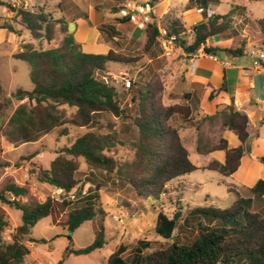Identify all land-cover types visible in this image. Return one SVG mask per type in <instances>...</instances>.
<instances>
[{"label": "trees", "instance_id": "obj_1", "mask_svg": "<svg viewBox=\"0 0 264 264\" xmlns=\"http://www.w3.org/2000/svg\"><path fill=\"white\" fill-rule=\"evenodd\" d=\"M216 1L199 0L204 6ZM0 3H4L15 12L14 20L23 29L28 30L34 40L22 43L21 49L12 55L29 65V77L33 88L29 91L18 88L12 95L20 101L26 97L28 101L19 103L7 121L9 129L6 136L10 143L35 142L66 123L90 128L104 113H110L115 117L122 115L123 110L117 100L115 84L106 83L103 76L108 71V62L129 64L135 61L134 58L114 50L107 53L84 52L80 44L74 40L72 33L67 31V21L63 17L54 18L43 8L29 10L21 6L15 8L2 1ZM58 8L62 10L61 3H58ZM234 12L235 9L226 14H213L196 23L189 43L181 36L184 28L178 20H170L166 32L174 37L175 44L185 53H194L206 39L229 28ZM255 22L260 32L264 34V15ZM2 27L17 34L21 31L12 29L6 23ZM56 27L64 32L61 42L54 47H41L43 40L50 42L54 38ZM99 29L107 32L110 37L116 35L112 25H100ZM144 33L143 50L149 52L160 43L159 33L153 23L145 26ZM243 47L242 41L236 48L223 51L242 55ZM204 51L214 53L217 49L205 47ZM133 86L132 83L128 89L133 91L132 100L137 104V114L132 118L136 135L132 143L134 157L131 161L119 163L108 154L119 142L115 131L106 133L87 131L70 145L57 150L49 168L38 170L39 181L63 192L60 198L48 196L43 202L25 203L18 197L27 194L26 187L8 183L0 190V202L21 212V223L10 235L11 242L4 243L1 232L8 225V221L0 205V264H22L24 257L29 253L23 241L30 228L55 210H60L64 215L63 225L68 231L66 237L70 245L56 264H63L64 257L69 254H88L104 246L106 241L103 228L95 231L93 241L87 246L81 248L72 246V232L82 222L91 220L98 214L102 217L105 214L94 193L98 192L103 183L86 177L90 183L87 193H82L78 189L80 182L84 180L80 177L79 157H82L93 170L117 175L123 182L129 184L136 196L148 199L156 213V233L164 238L171 237L181 212L176 210L172 217L163 212L165 185L200 168L191 162L178 128L170 122L174 115L185 119L190 109L176 104L165 106L157 95L156 86L152 83L144 82L140 86ZM61 106L74 108V111L66 116ZM216 116L220 117L223 126L238 136L240 145L230 148L224 139H220L209 150H225L224 162L211 161L204 168L228 176L238 167L245 148H250L246 146L249 137L248 117L233 104L227 105L210 118ZM66 133V127L59 131V134ZM259 160L264 162V155L259 157ZM73 189L74 195L70 198L67 194ZM250 190L254 196L262 198L264 179H259ZM8 194L13 199L8 198L6 196ZM189 217L195 221L191 224L195 230L190 237L191 242L174 241L152 248L144 254L140 252L144 264H264V214L251 210L249 198L236 195L232 204L227 207H197L189 212ZM188 220L184 218L182 224L187 225ZM147 247L148 244L144 246ZM126 253V247L119 245L107 257L106 264H130L125 260Z\"/></svg>", "mask_w": 264, "mask_h": 264}, {"label": "rangeland", "instance_id": "obj_2", "mask_svg": "<svg viewBox=\"0 0 264 264\" xmlns=\"http://www.w3.org/2000/svg\"><path fill=\"white\" fill-rule=\"evenodd\" d=\"M8 3L10 0H0ZM40 1V0H39ZM42 8L50 13L54 18H59L57 3L59 0H41ZM61 1V0H60ZM76 1V0H73ZM71 0H62L61 8L65 10V15H73L79 8L74 7ZM87 2V0H84ZM224 1V0H223ZM239 4L246 5L250 11L251 18L262 16L264 1L258 0H237ZM24 2H19L18 6L24 8ZM35 0H28L27 8L37 9ZM9 9L4 3H0V21L4 18ZM69 15V16H70ZM240 11L231 17L230 26L224 30L222 35H234V39H249L257 43L256 35L264 37L263 33L255 32L251 23L245 26L246 20L238 22ZM13 16L12 19H14ZM164 22V23H163ZM162 25L166 27L167 21L163 20ZM14 22L9 19L7 25L11 27ZM246 28L245 38L241 37L242 29ZM64 32L56 27L54 38L50 42L43 40L41 47L48 48L57 46ZM239 35V36H238ZM20 36L30 39L29 31L23 29ZM181 36L189 43L192 40L187 35ZM238 36V37H236ZM160 41V40H159ZM258 44V43H257ZM9 44L0 45V106L2 118L0 119V190L8 183L26 187L27 194L18 197L23 202L39 201L43 202L48 196L60 198L63 192L45 182L39 181L37 173L40 168H49L50 161L56 156L57 150L63 146L70 145L78 136L87 131L106 133L115 131L118 135V143L108 152L119 163L129 162L134 157L133 141L136 129L132 124V118L137 114V104L132 100L133 91L124 88L122 79L118 76L114 82L117 89V100L123 113L120 117H115L110 113L102 114L93 127H76L68 123L59 126L51 132L41 136L38 141L26 142L22 144L10 143L6 136L9 129L7 121L19 103H27L24 97L21 101L12 95L18 88L30 90L32 82L29 77V65L20 59L8 56ZM173 48L170 56H165L161 45L154 46L153 53L157 56L152 63L145 65L146 57L142 51L138 50L129 56L135 59L134 63L108 62V71L116 75L121 72L126 73L125 77L131 79L133 87L140 86L144 82L152 83L157 88V95L165 105H182L190 109L189 115L182 119L179 115H174L170 121L178 128L181 140L188 147L189 158L192 163L200 165V155L191 148L192 142H197V147H211L220 140L223 124L219 116L210 118L194 104H188L182 97L183 89L180 86L179 68L175 64L176 60L182 57ZM249 48V47H248ZM247 48V50H249ZM264 49V47H262ZM243 61L248 62L250 57L247 53L240 56ZM107 71V72H108ZM69 116L74 108L61 106ZM62 127H66V134H59ZM42 154L36 156V152ZM33 155V156H31ZM80 177L84 180L80 182L78 189L82 193H87L90 183L86 177L99 181L102 184L100 189L95 191V196L104 210V216L98 214L91 220L82 222L72 232V246L81 248L90 244L95 235V231L103 228L105 244L102 248L88 254H69L64 257L63 264H106L107 257L119 246L123 245L127 249L125 260L130 264H144L142 254L151 251L152 248L170 244L174 241L179 243L191 242L190 237L194 234L193 225L195 221L189 217L188 213L201 206L225 207L228 203L226 178L220 176L223 181L217 179L218 173L212 170L198 168L190 173L182 175L169 181L165 185L166 192L163 195V212L172 217L176 210L181 212V217L170 238H164L155 231L156 213L152 210L148 199L136 196L132 188L123 182L115 174H107L93 170L86 164L82 157L78 158ZM70 198L74 195V189L67 194ZM13 199L10 194L6 195ZM210 198V199H209ZM8 225L1 232L4 243L11 242V234L21 223V212L1 203ZM199 214L198 212H195ZM191 219L186 224H182L183 218ZM64 215L60 210H55L51 214L38 220L29 230L26 239L23 241L28 247L29 253L24 257L22 264H56L63 256L65 249L70 246L67 240V229L63 225ZM189 222V223H188ZM193 229V230H192ZM189 238V239H188ZM148 244L147 248L144 246ZM243 264V263H239Z\"/></svg>", "mask_w": 264, "mask_h": 264}, {"label": "crops", "instance_id": "obj_3", "mask_svg": "<svg viewBox=\"0 0 264 264\" xmlns=\"http://www.w3.org/2000/svg\"><path fill=\"white\" fill-rule=\"evenodd\" d=\"M35 1L38 4L37 9L42 8L43 1ZM61 1L59 0L58 3ZM124 1L87 0L85 2L84 0H76L73 3L75 8H79L77 13L65 15V10L58 8L57 16L63 17L67 21V31L69 24H73L71 33L84 52L107 53L109 50H114L123 55L131 56L135 51L141 50L143 56L146 57L145 65H148L157 58L153 53L154 47L151 51L144 52V28L128 21L127 18H123L119 14L118 8ZM19 2H24V8L28 9V0H10L8 3L17 8ZM152 2L153 15L156 21L162 24L163 20L167 22L173 19L178 20L184 28L182 35L188 34V38L192 37L193 26L196 23L213 14H226L233 9L236 13L240 11L241 16L238 22L247 19L245 26L251 23L258 34L260 30L255 20L264 15L263 8L262 16L251 18L246 5L239 4L237 0H217L207 6H204L199 0H153ZM238 6L240 8H237ZM13 16H15V12L7 9L4 18L0 21V45L9 44L8 56L10 57H13L12 55L21 49L22 43L34 42L31 36L30 39H25L20 34L2 27L11 19L14 22L12 29L21 30V33L23 28L12 19ZM104 24L112 25L116 30V35L110 37L107 32L100 30L99 26ZM240 35L244 38L247 36L246 28L242 29ZM256 38L258 44L249 39L246 41L245 39L236 40L234 35L216 34L206 39L205 43L194 53H185L177 46L175 49L178 55L182 54V57L177 59L175 64L180 69V77L177 80L183 89L181 94L183 99L190 105H196L204 116L211 117L229 104H233L237 110L247 115V130L249 136H253L250 148H245L240 157L239 165L233 173L224 176L217 171L215 172L219 174L218 180L223 181L220 176L226 178L224 182L229 196L228 203L233 201L236 195L249 198L251 210L264 214V194L262 198H259L254 196L250 190L259 179H264V162L259 160V157L264 155V67H254L250 56L251 50L263 49L264 37L256 35ZM242 41L244 42L243 54L247 53L250 57L248 62L243 61L239 54L223 51V49L236 48ZM205 47L217 49L216 52H211L217 57V60L202 53ZM224 62H228V64L226 65ZM220 139H224L230 148L240 145L238 136L225 126L221 130ZM183 144L188 151V146ZM191 148L200 155L201 162L198 166L200 168L206 169L204 167L211 161L223 163L225 160V150H209L210 147H197L196 139L192 142ZM34 152H36V156L42 154L37 150Z\"/></svg>", "mask_w": 264, "mask_h": 264}, {"label": "built area", "instance_id": "obj_4", "mask_svg": "<svg viewBox=\"0 0 264 264\" xmlns=\"http://www.w3.org/2000/svg\"><path fill=\"white\" fill-rule=\"evenodd\" d=\"M198 10L200 11L201 9ZM118 12L121 17L127 18L128 21L136 23L142 28H145V26L149 23L155 24L159 33V40L163 49V53L165 56H170L173 48L175 47L174 37L172 35H168L166 32V27L156 21L154 18L151 0H125L119 6ZM202 53L212 57L214 60H217V57L211 52L202 51ZM250 56L252 57V64L254 67H264V49H253L250 51ZM224 64L227 65L228 62H224ZM125 75L126 73L124 72H121L119 75H116L112 72H106L103 76V80L106 83H114L119 76L122 79L123 87L128 89L131 86L132 81L130 78L125 77Z\"/></svg>", "mask_w": 264, "mask_h": 264}, {"label": "water", "instance_id": "obj_5", "mask_svg": "<svg viewBox=\"0 0 264 264\" xmlns=\"http://www.w3.org/2000/svg\"><path fill=\"white\" fill-rule=\"evenodd\" d=\"M71 26H73L72 23L69 24V27H68V31H69V32L72 31V29L70 28ZM1 118H2V116H0V119H1ZM252 138H253V136H249V137H248V139H247V141H246V146H247V147H250V145H251V141H252Z\"/></svg>", "mask_w": 264, "mask_h": 264}, {"label": "bare ground", "instance_id": "obj_6", "mask_svg": "<svg viewBox=\"0 0 264 264\" xmlns=\"http://www.w3.org/2000/svg\"><path fill=\"white\" fill-rule=\"evenodd\" d=\"M71 28V27H70ZM72 29V28H71Z\"/></svg>", "mask_w": 264, "mask_h": 264}]
</instances>
